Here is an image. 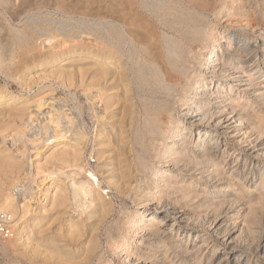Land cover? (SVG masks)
Returning a JSON list of instances; mask_svg holds the SVG:
<instances>
[{"label":"bare ground","instance_id":"bare-ground-1","mask_svg":"<svg viewBox=\"0 0 264 264\" xmlns=\"http://www.w3.org/2000/svg\"><path fill=\"white\" fill-rule=\"evenodd\" d=\"M263 18L264 0H110L101 17L85 18V30L63 32L70 45L57 52L56 63L88 57L91 80L81 76L77 87L94 119L103 103L100 125L115 138L100 135L94 151L104 160L93 167L81 147L90 141L84 127L68 115L72 127L61 126L54 105L47 125L38 122L20 138L36 151L53 150L46 159L59 163L57 170L40 167L41 184L28 187L24 161L0 152L7 159L0 157V168L19 173L9 191L0 186V212L15 217L13 236L0 238V251L28 264H264V235L255 232L264 217ZM26 29L9 26V45L0 42V71L8 80L15 50L36 47ZM255 30L260 41L253 45L247 33ZM61 72L63 81L74 79ZM14 80L26 86V70ZM23 102L8 82L0 84V115ZM43 105L36 101L39 112ZM111 144L115 158L106 156ZM61 176L68 181L60 180L67 184L56 202L71 207L79 220L70 229H76L59 238L40 235L36 243L28 231L31 197ZM27 188L32 192L20 204L17 195Z\"/></svg>","mask_w":264,"mask_h":264},{"label":"rangeland","instance_id":"rangeland-1","mask_svg":"<svg viewBox=\"0 0 264 264\" xmlns=\"http://www.w3.org/2000/svg\"><path fill=\"white\" fill-rule=\"evenodd\" d=\"M107 1L110 0H10V2L6 5L0 4V36L2 38H0V42L3 45H9L7 36L9 34L8 30L10 26V28L18 30L27 28L26 30L32 34L31 42L34 43L35 41L36 43V47L29 50L28 52L19 48L15 50L14 54L12 55L13 67L10 71V75L13 79L8 80L2 74L4 78L3 82L0 83L3 85L5 84V82H8L11 91H13L18 97H20L21 101H24L21 104L19 103L18 105H14L11 111L7 110V108L3 109L5 112L0 115V152L4 151L5 155H14L16 160L19 162L21 160L24 161L25 172L21 174V179L27 180L26 182L28 187H33L38 182L39 184L42 183L41 181L45 179L43 174L45 170L43 169L47 168V171H52L59 168V163H56L55 165V163L50 161V159H46V157L48 158L49 154H51L53 150L46 151V147H39V150L36 151L35 149H33L30 143L26 144V142L20 140V138L22 139V136L24 135L29 136L32 133L33 126H35L38 122H42L44 125H47V119L44 117L46 116V113L49 112V110H52L54 105L55 106L53 108L52 115L53 112H55V115H58L60 113L61 126L69 127L71 126V123L74 124L72 118H77V124H75L76 126H74L84 127V131L87 133L88 139L90 141L86 143V146L82 145L81 147H85L83 149V152L85 153V156H87L88 154V158L93 167H96L104 160V158L99 159L98 155L94 151V148L98 149V146L96 145L97 140L100 138V135H105L107 138H111L112 141L113 138H115V136L113 135L114 133H112L113 131L111 129L103 131V127H101L100 125L102 123L99 121L100 118L105 116V107L103 103H99V105L95 107L98 119H94L91 101L87 99L85 94H83L81 88L77 87L81 84V81L83 79V83H88L91 80L89 77V73H87L90 69L89 64L86 61L88 57L82 55L80 56L78 54L73 56L68 55L65 57L67 59L66 61H64L60 65L56 63L57 60L62 58L60 54H57V52L69 48L68 44L70 45V42H68L67 35L71 31V29H73L74 31L79 30L81 32V28L85 30L86 25H83L84 23H86L84 21L85 18L88 19L92 17H101L103 15ZM111 1L112 5H115L117 3V0ZM249 18L250 22L254 20L253 15H250ZM235 19L236 20H234L233 23L241 20L240 17H237ZM259 23L264 26V18L261 19ZM52 29H55L57 31H53ZM59 29L60 31H58ZM45 30L49 33H46ZM51 31L53 32L51 33ZM63 32L64 34L67 33V35L63 36ZM53 33H55V37L57 34L58 38H55L53 36ZM58 34L62 35H60L59 37ZM235 34L241 36L240 32H237ZM49 35L52 36V38L50 39V44L49 42H47L49 41L48 38H50ZM247 37L251 39L250 42L253 45L256 44L257 40L260 41V35L257 30H255V32L253 33L248 32ZM55 39H58L60 41L57 40L56 42L54 41ZM62 39L64 40L62 41ZM61 41L64 43L65 41H67L68 43L65 46H60L58 44H60ZM43 63L45 65H42ZM28 65L29 69L27 70L26 67ZM25 70L27 72L26 82L28 84L26 86H21L18 81L14 79L19 77L21 72ZM58 72L64 73L65 75L72 73L74 79H72V81H69L68 78H65L63 81V77L60 78V74ZM81 72H83V74H81ZM81 76L83 77V79H81ZM58 77L60 79H58ZM69 92L76 94L77 101H74L73 98L69 96ZM110 93L112 92H109V94ZM41 98L44 102V105L42 107V111L39 112L36 106V101ZM75 106H79L81 108V115L79 114V112H77ZM58 107L63 108L64 112L58 111ZM72 108L75 110H73ZM119 109L120 105H116L114 107V115L117 116ZM65 115H68L69 119L72 121L71 123H67V121L69 120ZM65 118L67 119V121ZM67 124H69V126ZM47 129H50V127H47ZM73 133L74 132H72V134ZM12 138L14 139L15 144L11 142ZM106 150L108 151L106 156H110L112 158L116 157L118 150L117 146L111 144L108 146V148H106ZM0 157L1 159L7 161V159L2 155H0ZM30 160L35 161L34 167H31ZM43 166L44 168L42 169V173L41 170L39 171V169ZM63 169H66L65 171L67 173L68 169L66 167ZM17 172L18 171H16V169L9 166L0 168V186L3 189L9 191V188H11L13 182L17 181L18 179L19 173ZM29 173L34 174V178L30 175L28 176ZM23 175L25 176L23 177ZM62 177L65 176H61L60 179H56V181L53 180V182L47 180L40 189H35V193L33 194V197H31L33 198V210L31 211L29 216H27L30 219L28 224L30 226H26L30 227L28 228V231H32L35 233L34 239H36V243L39 242L40 235L50 236V238L56 236L57 238H59L62 237L63 234L66 235L70 230L76 229V226L70 229V223L73 221L77 222V220H79L76 217V214H73L72 209H70L71 207L64 210L59 207L56 202V198L60 194L62 186L67 184V182L63 183L65 182L66 177ZM60 180L63 182H61ZM66 181L68 180L66 179ZM49 186H51L50 189H48ZM27 192L31 193L32 189L27 188L26 195L24 196H22L21 194L17 195V201L20 204L26 203L24 197L29 196ZM27 199L30 200V198ZM10 212L11 211L9 210L6 211V213ZM14 218L15 217H13L12 219ZM263 221L264 217L261 216L259 224L255 226V232L257 231L256 234L259 238L264 235ZM42 232L44 234H41ZM246 238H250V241L253 240V237L251 238L250 236H247ZM40 246L41 245H39L38 247V244L36 246L38 252H40V250L42 251L43 249V247L40 248ZM222 249L226 251L224 246L222 247ZM24 260L25 258L23 259L22 257L18 256L14 257V255L4 254L0 251V264H18V261H20L21 264H28L27 261Z\"/></svg>","mask_w":264,"mask_h":264},{"label":"built area","instance_id":"built-area-1","mask_svg":"<svg viewBox=\"0 0 264 264\" xmlns=\"http://www.w3.org/2000/svg\"><path fill=\"white\" fill-rule=\"evenodd\" d=\"M3 75L0 71V83L3 82ZM13 236V219L8 213L0 212V238L10 239Z\"/></svg>","mask_w":264,"mask_h":264}]
</instances>
